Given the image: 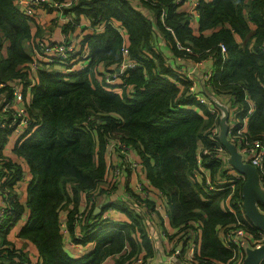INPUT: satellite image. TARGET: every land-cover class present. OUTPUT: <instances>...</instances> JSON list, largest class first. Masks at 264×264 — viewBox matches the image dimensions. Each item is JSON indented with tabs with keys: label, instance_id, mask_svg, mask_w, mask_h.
<instances>
[{
	"label": "trees",
	"instance_id": "obj_1",
	"mask_svg": "<svg viewBox=\"0 0 264 264\" xmlns=\"http://www.w3.org/2000/svg\"><path fill=\"white\" fill-rule=\"evenodd\" d=\"M186 1L75 0L65 9L73 17L63 24V34L70 40L83 19L91 23V31L84 33L80 44L88 52L87 64L82 67L84 61L75 57L68 71L41 61L43 67L30 75L34 56L25 46L27 42L34 46L39 36V30L33 31L37 22L24 15L15 0H0V100L12 98L15 82L25 85L26 96L31 93L27 102L31 123L23 128L25 132L16 134L15 125L0 128V175L4 178L0 195L10 211V223L0 225L1 264L30 262L25 250L8 238L24 215L27 220L18 237L32 244L40 264H105L109 257H114L112 264H134L135 254L154 255V242L135 209L125 203L107 204L104 212L120 208L130 218V222L117 223L109 215L96 214L90 205L95 194L104 192L101 183L106 184L108 194L118 187L117 181L108 179L107 162L109 143L116 140L138 154L149 185L167 196L165 209L172 233L183 232L192 219L200 218L201 254L233 263V251L221 242L220 231L243 216L239 202H243L244 178L233 176V182L222 184L235 183L230 202L236 214L224 207L231 187L207 191L202 180L191 179L199 155L214 182L217 174H230L231 168L228 155L219 160L201 152L223 146L220 135L217 141L210 136L211 129L220 125L221 111L209 109L190 94L195 80L182 70L186 65L181 61L211 57L215 68L209 83L201 76L205 93L231 95L238 109L237 129L248 117L243 136L248 141H264V0H199L195 15L188 11ZM163 9L164 22L160 18ZM100 26L101 30L93 29ZM124 45L127 57L137 65L116 77ZM36 76L30 86L31 77ZM11 137L16 138V155L5 151ZM27 172L32 177L24 204L14 187ZM127 191L135 196L130 198L132 203L140 197L132 185ZM83 194L88 199L85 207ZM63 213L72 234L68 239L84 247L94 244L78 257L67 251ZM78 225L81 240L73 234Z\"/></svg>",
	"mask_w": 264,
	"mask_h": 264
},
{
	"label": "built area",
	"instance_id": "obj_2",
	"mask_svg": "<svg viewBox=\"0 0 264 264\" xmlns=\"http://www.w3.org/2000/svg\"><path fill=\"white\" fill-rule=\"evenodd\" d=\"M69 2L71 5L75 0H15V4L19 8V10L29 18H32L36 22L43 20V15L46 14L47 11L56 10L62 13V2ZM181 1V0H177ZM190 1L191 8L196 10L199 0H187ZM52 9V10H51ZM47 10V11H46ZM65 23L72 20V18H67L68 15L64 14ZM166 10L163 9L162 14L160 16L162 22L165 21ZM68 19V20H67ZM91 25V23H89ZM95 30H101L100 27H93ZM75 32V31H74ZM123 37H126V31L121 30ZM74 33L70 34V40H67L66 37L60 40H54L49 36L43 34L42 36H38L35 39V44L32 46V52L34 58L29 66L30 75H34L33 71H39L43 64L41 65V61H45L48 63H55L61 66H64L66 70L71 71L72 59L75 57H79L83 63H81L82 67H85L87 64V55L88 52L84 49H81V40L77 43L73 41L72 36ZM84 35V33H83ZM188 50H190L188 48ZM226 48L222 46V52L225 53ZM121 53L124 56L123 61L116 69L114 76L118 77L122 73L126 72L128 69L133 68L137 65L135 60H130L128 55V47L124 45L121 49ZM126 57V58H125ZM118 75V76H117ZM213 75L212 71H208L205 73L204 77L206 82L209 83L211 76ZM37 77L35 79L31 77V84H35L37 81ZM2 86L4 84H1ZM13 96L10 100H2L0 102V128L11 127L15 125V133L23 134V128L28 126L31 123V118L28 113V105L27 96L25 94V85L22 82H15L12 86ZM193 88H191L190 93H192ZM196 96L204 104H209L208 99L203 96H200L196 93L192 94V96ZM226 104L229 107L230 112L233 113L232 120H229V128H228V136L232 142H234L239 151L243 153L246 160L252 163L257 167L260 173V182L264 188V141L262 140H246V136H243L247 132L245 130L248 117H245L243 120V126L240 129H237L236 125L239 122V118L237 117L236 105L234 103V98L231 97ZM214 109V108H213ZM252 110V109H251ZM215 111V109H214ZM11 118L12 121L8 123V119ZM211 139L214 141L218 140V136L221 132V126L215 125L210 131ZM232 134V135H231ZM109 156H113L115 154H119V158L123 161L119 165H110L115 169V174L113 178V182L117 176H120L123 169H128L131 173L139 174L138 181L134 184V189L140 194V197L134 201V209L138 214L143 216V220L145 222V228L149 233V237L154 242V255L151 257H145L144 252H140L135 254L132 258L134 264H177L181 262L182 264H229L221 263L217 260H212L207 258L201 254L200 251V238L199 235L202 233L203 229V220L200 218L192 219L187 225H185V230L181 233H173L177 234L172 239H168L167 232L168 226H165V223L169 221L168 212H164L165 205L167 204V196L164 193L157 190L152 185L146 183L144 178V166L136 157L135 151H133L128 145H126L123 141L116 140L109 143L108 147ZM203 154H208L210 158L215 159H224L228 152L226 148L222 145L213 146L210 150L208 148H204L201 151ZM244 153H248L247 157ZM123 157V158H122ZM110 173V172H109ZM243 178V177H242ZM191 179L195 182L197 179L202 180L203 187L207 191H218L225 189L226 187H231V193L226 197V205L224 206L226 210L233 212L236 214L237 209L234 205L231 204L230 199L231 195L234 194L235 185L229 184L228 186H222L223 183L233 182V180L226 179L222 177V175H216V181L214 182L205 168V164L201 155L198 156L197 166L194 172L192 173ZM4 180L0 175V181ZM10 181V179H5V181ZM110 181V180H109ZM112 182V181H110ZM112 184L110 183V186ZM152 193L156 194L155 200L152 196ZM129 198L134 199L130 194H128ZM152 197V199H151ZM150 202V203H149ZM241 206V210L243 212V216L237 218L236 223L224 227L220 231V240L223 245L233 251V257L231 258L233 263L231 264H244V260L246 257V249L251 248H259L264 245V229L257 227L251 221H249L244 214L243 203L239 202ZM9 206L7 202L0 195V225H7L10 223L9 219ZM114 208H108L107 212L114 211ZM154 226V228H153ZM63 233L67 232L66 222H62L61 224ZM169 229V228H168ZM78 239H82V235L77 236ZM70 239V238H69ZM68 237H65V242L69 245V249L85 251L84 245L76 242L74 240H69ZM157 245V248L155 246ZM127 247V246H126ZM172 251L171 253L165 252V250ZM162 253L160 256L159 254ZM169 258L168 260H163L160 258ZM145 258V259H144ZM156 260H158L156 262ZM1 264V261H0ZM27 264V263H24ZM260 264H264V261Z\"/></svg>",
	"mask_w": 264,
	"mask_h": 264
},
{
	"label": "crops",
	"instance_id": "obj_3",
	"mask_svg": "<svg viewBox=\"0 0 264 264\" xmlns=\"http://www.w3.org/2000/svg\"><path fill=\"white\" fill-rule=\"evenodd\" d=\"M188 4L189 5L186 4V6L188 8V11H190L191 13H193L195 15L194 12L196 10H193L191 8L190 1H188ZM53 21L54 22L55 21L56 22H60L62 25L59 26V24H57L55 30H53V31L48 30L49 33H45V31H47V30H45V28H43V26H45V25H47V24H49V23H51ZM63 24H65V19L63 17H61L60 15H58V11L52 10V11H49L48 14H46V15L44 14L43 15L42 22L38 21L37 25H34L33 31L35 33V31L39 30V34H38L39 36H42L43 34H45L46 36H49L52 39L58 41V40H60V39H62L64 37L63 27H62ZM197 25H198L197 20H194V23H193L192 27L196 28ZM88 26H89V21L86 20V19H83L82 20V26L77 27V29L75 30L73 36H77L79 32H81V34H83L86 31H91V29ZM162 43H163V46H166L165 42H162ZM5 45L6 44H4V47H5ZM25 47H26L27 52L29 54L33 55L31 42H27ZM165 52H166L167 55H170L169 54V52H170L169 49H166ZM172 61H173V59H172ZM202 61H201V64H199L197 62L194 63L192 61H183V62L181 61V63L185 64L186 66H182L181 63H180V65L183 67L182 70H184L186 72V74H188L190 77H192V76L189 73L196 75L194 86L192 88L194 89L196 94H198L200 96H203L206 99H208L207 101H208L209 104H206V105L209 107V109L214 111V109H213L214 107L211 105V102H210V99H209V96H208L209 93H207V92L205 93V91H204V88H203V83L204 82L202 81L201 76L204 73L208 72V71H212L213 72V70L215 68V62H214V60L211 57L203 59ZM197 65H199V66H197ZM198 67H200V68H198ZM199 70H201V71L199 72ZM28 89H30V87H28ZM214 96H216L218 98V100H220L222 103H226L231 98V95H229V94L214 95ZM30 98H31V93H28L27 94V100L29 101ZM1 101L2 100H0V102ZM252 106H253L252 107L253 108L252 111H254L255 110V106H254L253 103H252ZM232 115H233V113L229 112V120L230 119L232 120ZM229 120H228V123H229ZM245 130L248 131V120H247V124H246ZM15 140H16V138L11 137L10 143L5 148L6 152H10V154L14 153L13 149H14V146H15V143H14ZM199 144H200V147H202L201 142H199ZM107 154H108L107 155V162H108V164H110V159H109V155L110 154H109V152ZM244 154L247 157L248 153H244ZM13 155H16V154H13ZM135 155H136V157H139L137 153ZM111 159L113 160V164L119 165V164L122 163V160L119 158V154L113 155V157ZM138 176H140V175L139 174L135 175L134 173L131 174V171H129L128 169H126V168L123 169L122 173L120 174V176H117L116 179H115V182L117 181V183H118V184L116 183L118 187L116 186L117 188L112 190L111 193H109V194L106 193V191L108 190V188H106V184L101 183V186H102L101 188L103 189L104 192H98L97 194H95V196H93L94 200L90 202L91 207L95 208V213L96 214H99V213L102 214L103 213V214H105V216L109 215L112 218V220L116 221L117 223L130 222V218H129L128 214L125 211L120 210V208H119L120 211L119 210H114V211H109V212H107L108 209L105 212H104L103 209L109 203H115V204H121V205H125L126 204L127 205L126 207H129L130 209H134V203H132V201L130 200V198L128 196V194H130V192L127 191V190H128L130 185H132L133 188H135L134 184L138 181ZM31 177H32L31 174L29 172H27L25 179L20 181L14 187L15 191L18 193V197H19L20 201L22 203H24V204L27 203L26 187L29 184V181H30ZM144 178L146 180V183L149 184V182L147 181V177H146L145 172H144ZM151 199H152V197H151ZM81 200H82L81 205L83 207L88 205V199H87L86 194L82 195ZM123 203H125V204H123ZM164 212H168V211L166 209H164ZM64 217H65V214H64ZM22 219H23L22 221L18 222L13 227V229L10 232L8 238H9L10 241L14 242L17 247L25 250V252L28 254V257H30V262L28 264H40V257L36 255L32 244H30L26 239L18 237V232L20 231L21 226H23V224L27 220V215H24ZM170 222L171 221L169 220V221H167L165 223V226H168L169 229L171 227ZM80 227L81 226L78 225L74 229L75 231H74L73 234L76 235V237L79 234L80 235L83 234ZM67 236H72V234H70V231H68V228H67V232L64 233V237H67ZM200 243H201V236H200ZM93 245H94L93 243H89V244L87 243L86 247H84L85 251H88V250L92 249ZM67 250H69V249L67 248ZM73 251H75V252L68 251L69 254L72 257H78V256H80L82 254V251H78V250H73ZM159 255L161 256L162 253H160ZM160 259L168 260L169 258H166V255H165V258H160ZM113 261H114V257H109V259L106 261L105 264H112Z\"/></svg>",
	"mask_w": 264,
	"mask_h": 264
},
{
	"label": "water",
	"instance_id": "obj_4",
	"mask_svg": "<svg viewBox=\"0 0 264 264\" xmlns=\"http://www.w3.org/2000/svg\"><path fill=\"white\" fill-rule=\"evenodd\" d=\"M210 102L221 110V143L228 150L227 162L235 174L244 178L243 206L245 217L257 227L264 229V188L260 182V173L256 166L245 159L237 145L228 136L229 108L214 95H209ZM264 261V245L259 248H247L244 264H260ZM181 264V263H177Z\"/></svg>",
	"mask_w": 264,
	"mask_h": 264
},
{
	"label": "rangeland",
	"instance_id": "obj_5",
	"mask_svg": "<svg viewBox=\"0 0 264 264\" xmlns=\"http://www.w3.org/2000/svg\"><path fill=\"white\" fill-rule=\"evenodd\" d=\"M71 4L69 3V2H62V13H60V12H58V15H60L61 17H63V18H65L64 17V15H63V13L64 14H67L68 15V19L69 18H72L73 17V13H66L65 12V9L67 8H71ZM47 11V10H46ZM49 11H50V9H49ZM49 11H47L46 12V14H48L49 13ZM45 14V15H46ZM67 19V20H68ZM57 24H59V26L60 25H62L60 22H51V23H49V24H47V25H45V26H43V28H45V30H47V31H45V33H49V31L48 30H50V31H53V30H55L56 29V26H57ZM72 38H73V41L75 42V43H77V42H79L82 38H83V34H81V32H79L78 33V35L77 36H72ZM203 62V61H202ZM195 63V62H194ZM197 63H199V64H201V61H197ZM197 66H199V65H197ZM196 66V67H197ZM204 67V66H203ZM202 67V68H203ZM198 68H200V67H198ZM202 70V69H201ZM201 70H199V72L201 71ZM189 72V71H188ZM192 77H191V80H195V78H196V75L195 74H191V73H189ZM204 75H205V73L202 75L203 76V78H204ZM195 93V91H194V89H193V91H192V93H190V94H194ZM236 111L235 112H237L238 111V109H237V107H236V109H235ZM113 156H109V159H110V165H115V164H113V160L111 159ZM230 171H231V173L230 174H228V173H226L225 174V176H222V177H224V178H226V179H230V180H233V176H235L236 174H235V171H233V170H231L230 169ZM115 169H113V167H111L110 168V173H109V176H108V179L110 180V181H112L113 180V178H114V176H116V174H115ZM114 175V176H113ZM152 196L155 198L156 197V194H154V193H152ZM64 214L65 213H63L62 214V220H61V222H64L65 221V219H64ZM153 228H154V226H153ZM166 229L168 230V232H167V234H168V236H167V238L170 240V239H172L173 238V231L171 230V229H168L167 227H166ZM155 246H156V248H157V245H156V243H155ZM69 249V248H68ZM67 251H70V252H75V251H73L72 249H69V250H67ZM167 251H168V253H171L172 251L170 250V248H168V250H165V252L167 253ZM28 255V254H27ZM158 260H156V262H157ZM178 263H181V262H178ZM182 264V263H181Z\"/></svg>",
	"mask_w": 264,
	"mask_h": 264
},
{
	"label": "clouds",
	"instance_id": "obj_6",
	"mask_svg": "<svg viewBox=\"0 0 264 264\" xmlns=\"http://www.w3.org/2000/svg\"><path fill=\"white\" fill-rule=\"evenodd\" d=\"M226 104V103H225ZM211 105L214 107V109H217L212 103H211ZM228 106V105H227ZM229 108V107H228ZM219 110V109H218ZM216 111V110H215ZM221 111V110H220ZM229 112H230V110H229ZM222 114V113H221ZM220 126H221V121H220ZM221 130H222V128H221ZM220 134H221V132H220ZM219 134V135H220ZM220 139V138H219ZM227 150V149H226ZM227 152H228V150H227ZM228 155H229V153H228ZM235 176H237V175H235ZM239 177V176H238ZM232 184H234L235 185V183H232ZM243 203V202H242ZM244 207V206H243ZM245 214V213H244Z\"/></svg>",
	"mask_w": 264,
	"mask_h": 264
}]
</instances>
